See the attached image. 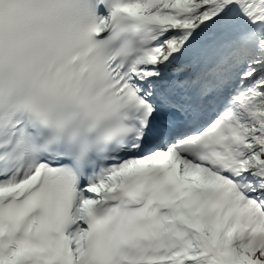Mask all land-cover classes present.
Returning a JSON list of instances; mask_svg holds the SVG:
<instances>
[{
	"label": "snow or ice",
	"instance_id": "obj_1",
	"mask_svg": "<svg viewBox=\"0 0 264 264\" xmlns=\"http://www.w3.org/2000/svg\"><path fill=\"white\" fill-rule=\"evenodd\" d=\"M0 264H264V0H0Z\"/></svg>",
	"mask_w": 264,
	"mask_h": 264
}]
</instances>
